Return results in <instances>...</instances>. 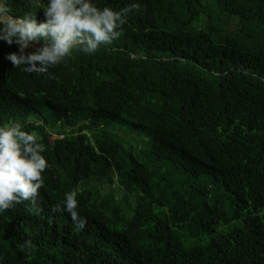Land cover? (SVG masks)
I'll use <instances>...</instances> for the list:
<instances>
[{
	"label": "trees",
	"instance_id": "obj_1",
	"mask_svg": "<svg viewBox=\"0 0 264 264\" xmlns=\"http://www.w3.org/2000/svg\"><path fill=\"white\" fill-rule=\"evenodd\" d=\"M46 3L10 0L38 21ZM96 3L128 9L121 36L51 75L0 41V124L51 164L35 206L0 211V264H264V0ZM73 188L80 231L53 211Z\"/></svg>",
	"mask_w": 264,
	"mask_h": 264
},
{
	"label": "clouds",
	"instance_id": "obj_2",
	"mask_svg": "<svg viewBox=\"0 0 264 264\" xmlns=\"http://www.w3.org/2000/svg\"><path fill=\"white\" fill-rule=\"evenodd\" d=\"M28 3L31 9V0ZM41 9L45 19L38 21L37 12L13 15L10 0H0V41L18 46L6 59L28 74L51 75L49 69L73 53L95 54L119 39L128 18L127 8H101L96 0H47ZM45 152L41 138L25 130L22 123L0 124V211L25 201L36 205L46 170L51 167ZM78 194L73 188L65 193L62 204L53 207V211L70 215L76 231L87 223L78 211Z\"/></svg>",
	"mask_w": 264,
	"mask_h": 264
},
{
	"label": "rangeland",
	"instance_id": "obj_3",
	"mask_svg": "<svg viewBox=\"0 0 264 264\" xmlns=\"http://www.w3.org/2000/svg\"><path fill=\"white\" fill-rule=\"evenodd\" d=\"M30 50H35V49H28L27 51H30ZM56 137L59 138V135H57ZM117 189L118 188H115L114 190H117ZM136 205H137V202H136L135 199H132L130 202L125 201L123 203V207L125 209V213L126 214L130 213L131 210H133V209L136 208ZM236 226H238L237 223L232 224V225H227V226L221 225L218 228V230L214 234H212L210 236L202 237V238H198V239H194V238H192V239H186V240H184V243L186 244V246H193V245H198V244H206L210 239H214V238L218 237V235H220V234H227V233H229Z\"/></svg>",
	"mask_w": 264,
	"mask_h": 264
}]
</instances>
